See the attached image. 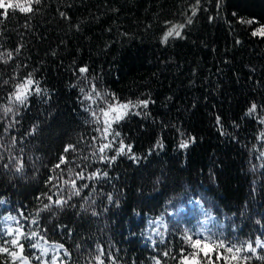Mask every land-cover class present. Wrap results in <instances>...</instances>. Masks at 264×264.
I'll list each match as a JSON object with an SVG mask.
<instances>
[{"label":"trees","instance_id":"trees-1","mask_svg":"<svg viewBox=\"0 0 264 264\" xmlns=\"http://www.w3.org/2000/svg\"><path fill=\"white\" fill-rule=\"evenodd\" d=\"M32 7L6 16L0 9V53L13 54L0 60V201L7 204L0 215L36 220L38 234L69 253L65 264H97L98 245L103 264H153V257L177 264L182 248L193 251L182 237L196 216L179 209L194 197L221 222L212 239L255 247L264 235V139H257L264 134V38L251 33L264 25V0H200L195 16L196 0H41ZM172 24L185 25L181 36L161 43ZM29 73L41 92L5 115L9 94ZM93 84L107 93L95 104L84 98ZM113 95L149 104L130 109L104 140L103 121L91 113ZM120 140L131 152L116 155ZM110 141L105 154L116 159L102 162L99 146ZM69 169L85 176L70 199ZM145 215L163 221L156 252L142 243ZM208 244L200 264H225L223 257L264 264L256 258L264 249L232 261ZM0 264L12 262L0 254Z\"/></svg>","mask_w":264,"mask_h":264},{"label":"snow or ice","instance_id":"snow-or-ice-1","mask_svg":"<svg viewBox=\"0 0 264 264\" xmlns=\"http://www.w3.org/2000/svg\"><path fill=\"white\" fill-rule=\"evenodd\" d=\"M41 0H0V9H3V15H7V11L9 9H19L21 13H31L34 9L32 5L39 4ZM200 4V0H196L197 7H194L192 10V15H196V11L198 10V6ZM61 15H65L64 13H61ZM191 19L188 20V23H191ZM241 23H247V24H253L255 23L254 20H248L244 21L241 20ZM185 27L184 24H172L167 31L164 33V35L161 38V43H167L168 39L170 37H179L181 36V30ZM251 35L253 37H262L264 38V25H261L260 27L256 28L252 31ZM19 49H17V52ZM7 58L5 59V54L0 53V60H3L4 63H7L8 60L12 59L13 54L11 52H8ZM88 71L87 67H81L79 68V74L83 75ZM5 84H8L9 81H4ZM82 93L85 92V89L81 88L80 90ZM41 92V89L39 87V81L34 80L32 77V74L29 73L28 76H26L22 81L15 84L14 90L9 94L8 96V106H5L3 108V112L5 115L8 113L13 112V106L14 105H25L28 97L31 96L33 93L39 94ZM107 96V93L102 94L97 91L95 84L92 85L91 91L86 93L84 98L86 100L91 101V103L95 104L98 99H104V97ZM113 102L108 103V106L106 109L101 108L99 112L92 111V116L94 118V121L99 124L101 120L103 121V130L97 129L98 132H100L101 137L104 140H108L109 135L111 134V129L113 123H118L124 117L128 114L130 109H135L139 107L146 108L149 104L148 100L139 99L136 102H133L131 100L127 102H118V98H116L114 95L112 97ZM107 103V101H105ZM256 104H252V106L248 109V113L251 114L256 111ZM87 110V109H86ZM139 114V113H137ZM219 120V118H217ZM260 123L264 124V119L260 120ZM120 133L116 132L115 136L113 137V140L115 137H119ZM257 139H264V134H262L261 137H257ZM96 138H93V143H95ZM187 143H182L181 147H187ZM69 147L65 148V153L69 151ZM112 148V142L102 143L99 146V159L103 161H108L109 159L115 160L116 157L113 156L109 158L105 153L107 149ZM125 151L131 152V145H125L123 140L119 141V147L116 149V155L124 154ZM93 155L95 156L96 153L94 152ZM261 156H264V152L261 153ZM16 164V171H21L23 168L22 161L17 160L15 157L12 158ZM65 159L62 156L60 158V164H64ZM60 164H57L56 167L59 168ZM7 167V165H5ZM99 175V169H97V172L92 173L91 176L88 177V179L96 178ZM103 175H107V173H104ZM69 178L63 180V185L71 187L68 189L70 192V197L72 195H79V190L76 187V180H83L85 179V176L83 172H80L75 177H73V171L69 169L68 173ZM51 180V178H50ZM87 187V185H85ZM49 201H52V197H48ZM109 200H111V197H109ZM0 203H3V201H0ZM56 205L66 204L67 201L63 199H57L54 201ZM50 204H45V209L49 208ZM95 215V213H93ZM20 217L22 219H27L23 216V213H20ZM4 226L3 228H0V254H5L6 256H10L12 258V264H16L17 260L20 261V264H29L28 259L23 255L24 253V244L21 243L22 240H35V243H32L30 246L35 249H40L41 256L46 255L50 249L45 247L44 244H41V240L43 239V236L38 237L37 231H31L30 235H26L24 231V224L20 222V220L17 218V216L9 215L3 217ZM8 222H14L16 227L13 228V226ZM32 223L35 224L36 220H32ZM213 223V218L208 214L205 213V220L201 224V229L199 231L195 230H189L185 229L183 234V241L185 244H187L189 247L193 249L191 253H188L187 255L184 254V249H181V255L177 260V264H200V260L197 258L199 253L203 251L204 248H207L209 246L208 242L210 241L213 247L219 251V249H223L225 253L231 254V260L232 261H248L252 257L251 256H242V253H248L250 252L252 256H256L257 249H264V241H262L259 237L256 238L254 241L255 247L253 246V242H243L241 246H237L235 243H225L224 240H215L212 239V235L210 233V230L207 228L209 224ZM205 232H209L208 235H205ZM160 234V233H158ZM162 235V234H160ZM10 237V239H4V237ZM196 237L195 239L193 237ZM155 243V242H153ZM99 249V255L95 257V260L97 261V264H103L102 257L104 256V251L100 246H97ZM11 248V250H10ZM63 248V245H56L52 250H57ZM18 249V250H17ZM59 253L57 252V256H54L52 259V264H56V259L58 258ZM64 255L67 256L69 253L65 250ZM111 254L109 253V256ZM164 256H169V252H165L163 254ZM207 256L208 254L205 253ZM222 257L220 255L217 256V260L221 259ZM225 259V264H228V257H223ZM257 259H264V257H256ZM37 260L40 259V257H36ZM155 259V258H154ZM173 259H177V257H173ZM210 261V257H209ZM43 264V262H41ZM113 264H115V261L113 260ZM155 264H160V260L156 259Z\"/></svg>","mask_w":264,"mask_h":264},{"label":"rangeland","instance_id":"rangeland-1","mask_svg":"<svg viewBox=\"0 0 264 264\" xmlns=\"http://www.w3.org/2000/svg\"><path fill=\"white\" fill-rule=\"evenodd\" d=\"M0 206L6 208L7 204L5 202H3V203H0ZM184 207H186V209L189 211L190 214L193 213L196 216V220L192 223L191 230L199 231L201 229V224L205 220V213H208L213 218V223H211L207 226V228L209 230H211V228H214L216 226L221 225V222L214 215H212L210 212H208L202 206L201 202L194 197L187 198L185 200V205L183 207H181L179 209V211L185 213ZM9 215L17 216V218L20 220V222L24 224V231H25L26 235H30L31 231H36L35 228L33 227L32 220L28 221V223L25 224V219H22L19 214H15L12 212H6V213L2 214V216H0V228H3V226H4L3 217L9 216ZM190 217H192V216H190ZM144 221L146 222L147 226L144 229V234L142 237V243H143V245H145L146 247L151 249L153 252H156L157 246L160 245L164 240V234L162 232L163 221L161 219L151 218L148 215L144 216ZM8 223H10L13 226V228L16 227L14 222H8ZM158 233H160L162 235H160ZM208 233L209 232H205V235H207ZM39 237H40V235L38 234L37 239H39ZM193 238L195 239L196 237L194 236ZM8 239H10V237H8ZM261 240L264 241V235L261 238ZM40 242H41V244H44L45 247L50 249V251L46 255L41 256L40 249H35V248H32L30 246L32 243H35V240H22L21 241V243H26V245H24V248L27 247V250H30L32 252L31 257H27L23 254L28 259L29 264H41V262H43V264H52V259L54 256H57V252L59 253V255H58V258L56 259V264H65V258H66V256L64 255L65 250L63 248H60L57 250H52L54 248V246L59 245V244L48 242V241H45L44 239H42ZM153 242H155V243H153ZM207 248H204L203 251H205ZM10 250H11V248H10ZM36 257H40V259L37 260ZM9 258H10V261H12V258L10 256H9ZM156 259H157L156 257H153V264H155ZM16 264H20V261L17 260Z\"/></svg>","mask_w":264,"mask_h":264}]
</instances>
